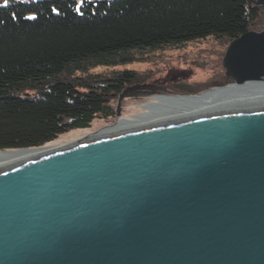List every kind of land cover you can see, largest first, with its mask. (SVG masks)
<instances>
[{
    "label": "water",
    "instance_id": "obj_1",
    "mask_svg": "<svg viewBox=\"0 0 264 264\" xmlns=\"http://www.w3.org/2000/svg\"><path fill=\"white\" fill-rule=\"evenodd\" d=\"M223 68L264 82V33L230 43ZM0 264H264V102L0 172Z\"/></svg>",
    "mask_w": 264,
    "mask_h": 264
},
{
    "label": "trees",
    "instance_id": "obj_2",
    "mask_svg": "<svg viewBox=\"0 0 264 264\" xmlns=\"http://www.w3.org/2000/svg\"><path fill=\"white\" fill-rule=\"evenodd\" d=\"M2 1L0 154L117 119L120 95L144 84L129 67L209 40L224 47L264 18L256 0Z\"/></svg>",
    "mask_w": 264,
    "mask_h": 264
},
{
    "label": "rangeland",
    "instance_id": "obj_3",
    "mask_svg": "<svg viewBox=\"0 0 264 264\" xmlns=\"http://www.w3.org/2000/svg\"><path fill=\"white\" fill-rule=\"evenodd\" d=\"M21 2H30L35 0H19ZM259 1V0H256ZM255 1V2H256ZM264 1V0H262ZM4 2H0V5ZM264 7V5H260ZM261 29L255 31L256 33H264V18L260 22ZM229 45H221L213 40L206 41L204 43H197L188 46L184 49L167 52L163 54H157L155 59H152L149 63L135 64L129 69L136 70L141 75L144 85L154 87L155 91L152 96L143 99L139 102L135 100H126L122 105V116L117 117L112 121H97L92 129H102L107 126L115 125L122 120H130L133 117H139L140 115L148 112H156L157 110L168 109L167 107H173L174 109L166 110L164 113L178 112L180 110L188 109L195 105H186L175 99H181L183 96H191L190 98H196L202 96L210 91L215 90L218 87L235 85V83L226 76L225 69L223 68V58ZM97 71H102L98 69ZM185 89L193 95H182L178 93ZM188 90V91H187ZM150 95V92L148 93ZM181 96V97H177ZM165 99L163 101H160ZM169 101L166 108L161 109L160 106L163 102ZM141 106L142 108L131 113L130 109L132 105ZM118 101L116 102V108L118 107ZM151 105H153L152 110ZM185 105L186 107H180ZM134 107V108H135ZM147 107V108H146ZM130 118V119H128ZM133 120V119H132ZM84 132H70L62 136L59 141H62V145H67L74 141H78ZM88 133V132H87Z\"/></svg>",
    "mask_w": 264,
    "mask_h": 264
},
{
    "label": "bare ground",
    "instance_id": "obj_4",
    "mask_svg": "<svg viewBox=\"0 0 264 264\" xmlns=\"http://www.w3.org/2000/svg\"><path fill=\"white\" fill-rule=\"evenodd\" d=\"M145 86L148 87V85ZM163 100L165 99H162L160 101ZM174 101H178L186 105H195V106H193L192 108L189 107L188 109L180 110L175 113L173 112L164 113L166 110L171 108V107H167L168 109L160 110V112L157 110L156 112L144 113L139 117H136V119L130 117L133 120L128 118L130 120H122L112 126H107L99 130L95 128L86 131V133H84L82 137L78 139V141L76 140L67 145H62L63 142L58 140L57 142L39 150L1 153L0 172L17 167L21 164L39 158H43L58 151L69 149L75 145H79L82 143L110 138L120 134L133 132L139 129L168 125L243 105L264 102V82L249 83V84H245L244 86L228 85V86L218 87L213 91H210L202 96H198L193 99L182 97L181 99L180 98L175 99ZM167 103H169V101L163 102L160 105L163 106L161 107V109L166 108ZM132 106L133 107L130 109L131 113L142 108L141 106L135 107V104ZM180 107H186V106L180 105ZM152 108L153 105H151L150 109L152 110ZM172 109L174 108L172 107L169 110Z\"/></svg>",
    "mask_w": 264,
    "mask_h": 264
},
{
    "label": "flooded vegetation",
    "instance_id": "obj_5",
    "mask_svg": "<svg viewBox=\"0 0 264 264\" xmlns=\"http://www.w3.org/2000/svg\"><path fill=\"white\" fill-rule=\"evenodd\" d=\"M133 88H135L134 97H129V98L125 99L123 102H125L126 100H135V101L139 102V101H141L143 99L148 98L149 96H152L154 94V92H155V91L154 92L151 91V90L154 89V87H149V86L146 87L144 84L143 85L132 86V87L127 88L126 90L133 89ZM149 92H150V95H148ZM142 94L146 95V97H142L141 96Z\"/></svg>",
    "mask_w": 264,
    "mask_h": 264
},
{
    "label": "snow or ice",
    "instance_id": "obj_6",
    "mask_svg": "<svg viewBox=\"0 0 264 264\" xmlns=\"http://www.w3.org/2000/svg\"><path fill=\"white\" fill-rule=\"evenodd\" d=\"M33 19H35V17H33Z\"/></svg>",
    "mask_w": 264,
    "mask_h": 264
}]
</instances>
